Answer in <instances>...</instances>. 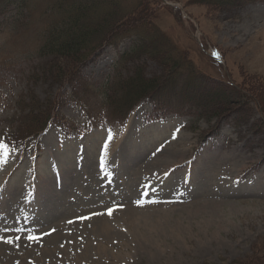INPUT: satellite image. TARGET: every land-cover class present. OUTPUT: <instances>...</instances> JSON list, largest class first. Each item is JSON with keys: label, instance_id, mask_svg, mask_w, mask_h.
Instances as JSON below:
<instances>
[{"label": "rangeland", "instance_id": "374dc122", "mask_svg": "<svg viewBox=\"0 0 264 264\" xmlns=\"http://www.w3.org/2000/svg\"><path fill=\"white\" fill-rule=\"evenodd\" d=\"M47 1L53 0H32L24 9L0 4V144L6 146L0 148V237L14 241L0 240V264L264 261V122L257 121L262 114L253 100L251 116L234 124L186 108L169 111L174 95L153 103L144 98L124 124L63 134L85 121L73 92L99 121L113 115L102 101L108 86L128 74V63L117 65L118 58L149 29L161 31L163 43L183 54V67L210 83L261 85L264 2L211 11L196 0H109L114 17L143 8L142 23L120 27L95 51L82 67L87 85L76 90L74 83L45 78L32 54L33 41L60 20ZM19 19L29 27L12 35ZM140 57L147 76L161 71L146 54ZM183 82L175 83L177 93ZM49 103L64 129L48 128L38 143L17 139ZM34 234L38 241L28 239Z\"/></svg>", "mask_w": 264, "mask_h": 264}, {"label": "trees", "instance_id": "16d2710c", "mask_svg": "<svg viewBox=\"0 0 264 264\" xmlns=\"http://www.w3.org/2000/svg\"><path fill=\"white\" fill-rule=\"evenodd\" d=\"M196 1L206 5L211 11H231L248 3L264 2V0ZM29 2L32 0H0L3 8L19 4L24 9ZM99 4H104L105 7H98ZM112 4V2L109 3V0H107V4L106 0L47 1V9L54 13L55 11L59 12L60 20L49 23L42 34L33 41L32 47V54L38 61L37 67L45 78L57 80L61 85L74 83L76 90H79L82 84L87 85V81L81 73L82 67L95 54V51L100 49L103 44L109 43L108 41L119 33L120 27L124 28L128 25L129 28H135L138 22L142 23L141 20H143L141 15L143 8L137 7L125 16L114 17L113 13H116V9L111 6ZM93 7L99 10L105 8L104 13H97ZM58 22H62V25ZM28 27L29 24H25L23 20L19 19L10 26V32L12 35H16L18 32L21 34L26 32ZM127 29L123 30V33ZM148 34L135 39L131 48L118 58L117 65L128 63V74L124 77L118 76L119 79L116 83L113 82L108 86L105 94L107 102H102L106 108H108L107 104L110 105L109 108L112 107L111 114L114 116L111 115L112 117L110 116L106 122L123 121L129 111L144 98H148L153 103L164 97L171 98L173 95L176 101L168 100V105L171 107V110L168 109L169 111H172L174 107H179L177 110H181L180 113H182V110L186 108L187 111H193L192 113L200 118L215 117L218 120L217 123H221L223 120L234 123L233 120L250 117L252 110L251 107H248V100H253L259 113L262 114V118L257 121L264 122V82H261V85L253 84L254 89L240 88L239 84L232 82L214 85L208 81L209 78L199 75L191 68L188 71V67H183L184 57H181L183 54L163 43L165 36L161 31L155 28L149 29ZM143 53L147 55V59L154 61L160 67L159 73L153 72L147 76L145 62L141 63L140 61V56ZM179 80L184 82L180 85L177 93L174 85ZM73 96L84 109L86 125L87 123L98 125L103 122V119L99 121V118L102 117L98 114L95 115V111L89 109L85 98L80 96L78 91L73 92ZM52 105L49 103L43 109H37L33 116L35 127L31 130H20L21 138L38 136L48 125L56 126L57 117L52 113ZM34 106H37L36 103ZM231 112L234 114L232 117H230ZM75 128L81 130L80 125ZM249 259L251 264H264V261L259 262L255 256H251ZM240 264L245 263L241 262Z\"/></svg>", "mask_w": 264, "mask_h": 264}, {"label": "snow or ice", "instance_id": "6c2138e0", "mask_svg": "<svg viewBox=\"0 0 264 264\" xmlns=\"http://www.w3.org/2000/svg\"><path fill=\"white\" fill-rule=\"evenodd\" d=\"M0 148H5L6 149V146L5 145H3V144H0ZM149 203H156V201H148ZM138 205H143V203H145V201H143V200H137V202H136ZM117 208L118 207H122V206H116ZM115 210V208H109L108 210H107V214L108 215H111L112 214V212ZM20 238L19 237H16V240H19ZM28 239L30 240V241H33V242H35V241H38L39 239H40V237H38V236H35V235H29L28 236ZM0 240H4V238L3 237H0ZM4 242H6V243H9V244H13L14 243V241L12 240V239H7V240H4Z\"/></svg>", "mask_w": 264, "mask_h": 264}, {"label": "bare ground", "instance_id": "6f19581e", "mask_svg": "<svg viewBox=\"0 0 264 264\" xmlns=\"http://www.w3.org/2000/svg\"><path fill=\"white\" fill-rule=\"evenodd\" d=\"M133 113H134V111L131 113V116H132ZM131 116H130V117H131ZM201 192H202V191H201Z\"/></svg>", "mask_w": 264, "mask_h": 264}]
</instances>
